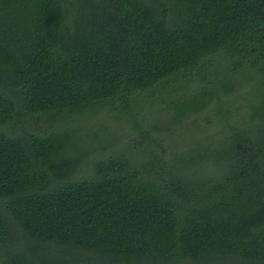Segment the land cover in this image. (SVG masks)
Segmentation results:
<instances>
[{
	"label": "trees",
	"instance_id": "trees-1",
	"mask_svg": "<svg viewBox=\"0 0 264 264\" xmlns=\"http://www.w3.org/2000/svg\"><path fill=\"white\" fill-rule=\"evenodd\" d=\"M96 109L155 152L70 179ZM0 264H264V0H0Z\"/></svg>",
	"mask_w": 264,
	"mask_h": 264
},
{
	"label": "rangeland",
	"instance_id": "rangeland-1",
	"mask_svg": "<svg viewBox=\"0 0 264 264\" xmlns=\"http://www.w3.org/2000/svg\"><path fill=\"white\" fill-rule=\"evenodd\" d=\"M168 115H170V111H163L157 116L156 122L163 123L167 120ZM115 116L116 115L109 112L108 109H96V112L92 115H88L86 118L68 124V128L76 129V131L79 132L82 137L80 144L91 147L90 150H93V152L80 164L79 170L72 175L70 179H77L90 174L91 167L89 160L94 156H96V158H101L103 155H106L105 153L111 150H113V152H121L125 155H133L136 160L142 159L145 161L152 157L150 155L151 152L154 151L153 148H144L143 146L136 145L129 124L125 123L122 119H117ZM212 119L208 110L198 114H188L182 119L180 124L174 125L168 131H164V140L161 143V147L164 148V151L160 154L163 160L166 161L171 158L173 156V151H178L176 146H181V144L187 140L190 135L195 133L196 130L201 131L202 129L199 135L193 134V136L201 137L203 133H206L203 132V130L210 132L214 129L216 125L210 124ZM23 120L24 119H22V121ZM192 121L196 124H200L201 129H199L200 127L192 129L194 124H192ZM24 124H27L26 127L30 126V128L46 129V119L43 117H30ZM191 130L192 133L190 132ZM96 137L102 138L105 142L102 145L96 143ZM96 149L98 151H95Z\"/></svg>",
	"mask_w": 264,
	"mask_h": 264
}]
</instances>
